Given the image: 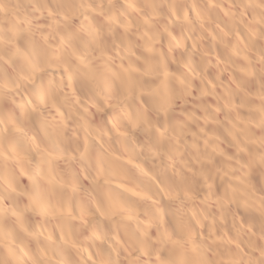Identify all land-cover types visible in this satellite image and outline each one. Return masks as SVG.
Here are the masks:
<instances>
[{"label": "bare ground", "instance_id": "1", "mask_svg": "<svg viewBox=\"0 0 264 264\" xmlns=\"http://www.w3.org/2000/svg\"><path fill=\"white\" fill-rule=\"evenodd\" d=\"M0 264H264V0H0Z\"/></svg>", "mask_w": 264, "mask_h": 264}]
</instances>
